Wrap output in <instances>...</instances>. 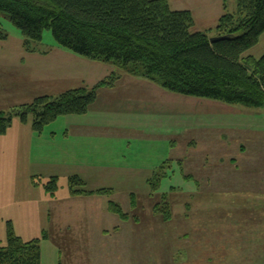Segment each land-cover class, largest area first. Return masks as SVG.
Listing matches in <instances>:
<instances>
[{"label": "crops", "instance_id": "1", "mask_svg": "<svg viewBox=\"0 0 264 264\" xmlns=\"http://www.w3.org/2000/svg\"><path fill=\"white\" fill-rule=\"evenodd\" d=\"M167 1L172 10H184L177 0ZM217 4L221 6V1ZM188 11L195 25L193 11ZM215 20L211 22L215 24ZM194 29L205 31L203 27ZM34 55L48 56V52H26L23 60ZM51 77V91L56 95L91 88L100 81L90 82L88 74L82 73ZM182 97L145 79L124 75L113 87L99 89L85 114L58 117L41 133L32 130L30 119L26 124L13 119L6 134L0 136V220H45L39 234L50 227L70 233V238L54 243L55 252L80 246L77 239L92 240L96 231L105 239L114 238L128 220L108 210L110 202L116 203L114 186H108L112 178L133 181L139 177L143 193L150 194L147 181L165 162L170 163L169 168L171 164L179 169L189 165L192 174L184 178L194 184L195 194L208 196L210 220H192L191 227L198 243L208 231L209 239L201 243L207 246L199 249L208 258L207 264H264V120L245 108V118L258 122L227 127L244 126L245 131L234 130L235 134L216 124L210 128L211 123L186 122L185 104L194 100ZM200 124L198 135L210 128L216 137L213 143L204 141L205 150L198 140L187 137ZM204 126L208 130H201ZM254 126L262 132L248 136L247 130ZM201 150L197 159L187 162L191 151ZM72 176L81 178L87 191H106L71 195L67 188L50 195L44 188L50 178L68 180ZM34 177L39 179L32 180ZM136 192L134 188L126 191L130 209L137 206L131 197L136 198ZM9 222L19 234L15 222ZM72 233L81 237L73 238ZM186 233L183 230L182 236ZM87 248L91 247L85 244L83 249Z\"/></svg>", "mask_w": 264, "mask_h": 264}, {"label": "trees", "instance_id": "2", "mask_svg": "<svg viewBox=\"0 0 264 264\" xmlns=\"http://www.w3.org/2000/svg\"><path fill=\"white\" fill-rule=\"evenodd\" d=\"M1 15L19 30L26 52H37L30 42L40 43L43 31L49 30L59 47L111 65L118 73L112 72L91 88L39 96L31 103L0 111V136L15 118L23 124L32 118V130L41 133L58 117L83 115L99 89L113 87L124 75L186 97L264 108V54L258 59L243 56L264 33V0H237L234 14L224 13L214 28L205 31L194 29L190 11L172 10L167 0H0ZM215 37L224 39L211 43ZM7 38L0 25V41ZM168 166H160L147 181L151 195L157 193ZM56 181L53 177L44 185L50 195L57 189ZM84 187L78 176L68 179L71 195L106 191ZM168 204L162 194L154 208L163 205L170 217ZM108 210L127 219L116 203L110 202ZM45 238L23 241L8 223L0 264H40V242Z\"/></svg>", "mask_w": 264, "mask_h": 264}, {"label": "rangeland", "instance_id": "3", "mask_svg": "<svg viewBox=\"0 0 264 264\" xmlns=\"http://www.w3.org/2000/svg\"><path fill=\"white\" fill-rule=\"evenodd\" d=\"M220 1L221 6L217 4V0H177L182 9L193 11L197 21L194 28L203 27V30L214 28L224 13L234 14L236 12L237 0ZM214 17H216L215 24L211 22ZM0 25L3 32L8 35L6 41L0 42V109L3 111L31 103L33 99L39 97L38 95L56 96L51 91L54 89L51 88L52 85L49 81L51 76L82 73L88 74L89 81L92 82L93 80L102 81L112 72L118 73V70L111 65L89 61L59 47L49 30L43 31L40 43L30 42L32 50H37V53L39 51L41 53L48 52V56L34 55L23 60L26 52L19 30L3 15L0 16ZM263 54L264 33L259 37L258 43L246 51L243 56L250 55L258 59ZM106 72L108 74H105ZM192 98L194 101L185 104L184 121L186 122L199 121L208 125L211 123L210 128L216 124L224 129L238 122L245 124L258 122L245 118L246 114L243 110L247 109L243 106ZM247 112H256L254 116L261 117V121L264 120V108H248ZM29 119L32 121V118ZM202 124L194 125L196 127L192 128L191 134L187 132V137L191 135L195 140H198L200 144L202 143L201 148L205 150L204 141L209 144V139H211L213 143L216 137L210 128L208 133L205 131L198 135L196 130ZM201 130H208V128L204 126ZM227 130H233V134L236 131H245L244 126L241 129L239 126H234L233 129L227 128ZM256 131L262 132L254 126L249 131L247 130V135L254 136ZM179 137L181 138V136ZM215 145H212L213 149ZM199 153H203V151H191L192 155L187 162H193L200 156ZM180 154L184 158L186 152L183 150ZM168 164L170 163L165 162L164 168ZM190 169L189 165L179 169L176 164H171V167L165 170L166 174L159 183L157 193L152 195L148 192L143 193L139 177L133 181L130 177L112 178L108 186H114V202L118 203L117 205L121 207L123 213H128L127 219H125L128 221L123 222L121 230L114 238L105 239L96 231L92 234V238L90 236L92 240L81 242L80 239H77L76 242L80 246L73 245L69 250L62 247L60 252L57 250L55 252L54 243L60 239L70 238V233L66 234V231L50 227V231L49 228L48 230L42 229L39 234L45 220H32L31 222L27 219L0 220V246L6 245V227L10 223L9 221H13L19 233L17 235L23 241L39 239L45 235L46 238L40 242V264H207L208 258L204 257L203 251L199 249L207 246L206 244L201 245V243L205 238L209 239L208 231L201 234L198 243L197 236L191 227L193 226L192 220H201V222L210 220L209 210L206 208L208 196L207 194L194 193V184L184 178L187 173L192 174ZM67 185L68 180L60 178L56 181V190L65 192L68 190ZM20 186L21 184H19V188ZM130 188L137 191L134 194L136 198L131 196L137 204L134 209L127 207L129 199L126 198V191ZM162 194H165L166 200L169 201L170 217L166 216L169 211L162 208L163 205H157L154 208V204L161 200ZM172 228H174L173 231ZM67 229L64 227V230ZM183 230H187L185 237L182 236ZM72 235L73 238L81 237L75 233ZM85 244L91 248L83 249ZM191 252L194 255L190 254Z\"/></svg>", "mask_w": 264, "mask_h": 264}, {"label": "water", "instance_id": "4", "mask_svg": "<svg viewBox=\"0 0 264 264\" xmlns=\"http://www.w3.org/2000/svg\"><path fill=\"white\" fill-rule=\"evenodd\" d=\"M223 39H224L223 37H215V38H211L210 42L215 43V42H218V41L223 40Z\"/></svg>", "mask_w": 264, "mask_h": 264}]
</instances>
